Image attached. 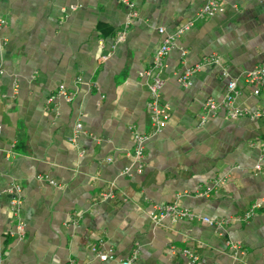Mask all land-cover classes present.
<instances>
[{"label":"crops","instance_id":"obj_1","mask_svg":"<svg viewBox=\"0 0 264 264\" xmlns=\"http://www.w3.org/2000/svg\"><path fill=\"white\" fill-rule=\"evenodd\" d=\"M130 1L136 17L125 29L118 0H0V264H121L133 250L132 264H185L168 245L192 250L199 264H264V165L254 169L264 118L203 112L206 100L223 99L230 80L234 107H264V95L243 81L264 60V0H224L176 40L161 73L170 119L157 132L143 72L164 35L205 0ZM211 54L221 66L180 86L178 74ZM60 86L70 101L57 95ZM77 122L82 132L74 137ZM135 133L147 136L140 173ZM220 177L214 194L198 195ZM13 184L21 187L22 239L10 234ZM109 190L113 196L102 199ZM172 202L228 221L154 224V208ZM255 203L250 219H232ZM236 243L241 253L230 249ZM93 249L114 258L100 261Z\"/></svg>","mask_w":264,"mask_h":264},{"label":"built area","instance_id":"obj_2","mask_svg":"<svg viewBox=\"0 0 264 264\" xmlns=\"http://www.w3.org/2000/svg\"><path fill=\"white\" fill-rule=\"evenodd\" d=\"M224 0H205L201 8L196 12L193 19L187 20L181 23L173 32L164 35L162 41L153 53L151 65L143 72V75L149 78L148 87V101L146 108L149 113L150 123L155 132L159 131L170 119L169 107L161 102V89L163 86V80L161 73L165 68V59L168 56L173 44L176 40L188 31L194 24L195 20H204L214 16L216 13L222 10V4ZM119 4L126 8V19L124 22V28H128L133 19L136 17V11L134 5L130 0H118ZM5 24V20L0 17V31ZM159 34H164V29H158ZM123 39V33L119 32L114 41L119 42ZM222 60L219 56L211 54L203 57V59L192 67L184 68L177 77V82L180 86L187 88L191 84L192 75L200 69L207 66H221ZM3 74L2 67L0 65V75ZM222 74L225 76V68H222ZM243 81L251 90L254 96L264 95V60L252 68L251 70L243 74ZM238 94L236 89V83L233 80L227 82L226 91L221 101H215L208 99L203 104V112L216 113L222 111L227 118H239L244 117L250 120H258L264 118V107H258L255 109L248 108H236L233 106V101ZM57 95L61 96L65 101L72 99V94L67 92L63 86H60L57 90ZM1 132V125H0ZM82 132L81 123L77 122L74 126L73 136L76 137L78 133ZM73 137V138H74ZM147 140V136L135 133L133 135V153L132 160L135 165V171L140 173L143 165V151L144 145ZM264 143V142H263ZM260 144L257 143V146ZM264 165V150L262 151L258 162L254 166L256 171H259ZM127 173V171L125 172ZM225 182V178L220 177L214 179L207 187L198 192V195L208 197L216 192V190ZM8 192L11 195L8 213L9 221L13 226V231L10 233L12 237L16 239H22L24 237V224L21 219V187L17 184L10 186ZM113 193L109 190L102 192L100 197L102 199L111 198ZM259 207L258 203L252 204L243 214L234 216L233 220H247L250 219L254 210ZM168 218L172 221L177 220H197L201 223L211 226L220 227L228 220H211L207 217L195 214L186 208L181 207L177 202L162 204L156 206L150 213V219L154 224H159L162 219ZM230 249L234 253H241L239 244H230ZM168 252L170 254L180 255L185 264H199L198 256L188 248H177L173 245H168ZM93 251L96 253L97 258L100 261L111 260L114 258L111 251ZM137 250H133L125 259L121 261V264H132L137 259ZM73 264V263H72Z\"/></svg>","mask_w":264,"mask_h":264}]
</instances>
